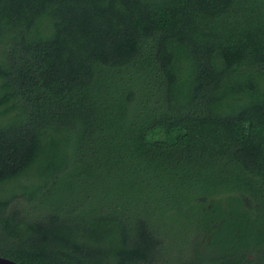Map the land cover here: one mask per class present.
I'll return each instance as SVG.
<instances>
[{
  "label": "trees",
  "instance_id": "16d2710c",
  "mask_svg": "<svg viewBox=\"0 0 264 264\" xmlns=\"http://www.w3.org/2000/svg\"><path fill=\"white\" fill-rule=\"evenodd\" d=\"M0 256L264 264V0H0Z\"/></svg>",
  "mask_w": 264,
  "mask_h": 264
},
{
  "label": "water",
  "instance_id": "95a60500",
  "mask_svg": "<svg viewBox=\"0 0 264 264\" xmlns=\"http://www.w3.org/2000/svg\"><path fill=\"white\" fill-rule=\"evenodd\" d=\"M0 264H19L13 260L0 256Z\"/></svg>",
  "mask_w": 264,
  "mask_h": 264
}]
</instances>
